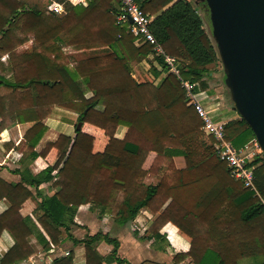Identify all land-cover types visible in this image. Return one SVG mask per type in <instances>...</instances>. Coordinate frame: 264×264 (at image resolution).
<instances>
[{"label":"trees","instance_id":"trees-1","mask_svg":"<svg viewBox=\"0 0 264 264\" xmlns=\"http://www.w3.org/2000/svg\"><path fill=\"white\" fill-rule=\"evenodd\" d=\"M55 1L64 5V11L46 15L19 0H0V54H9L10 73L0 74V115L8 113L17 123H30L25 131L30 160L45 157L53 147L67 152L56 171L47 166L34 174L26 166L15 170L20 182L0 180V199L10 202L0 211V236L7 231L14 240L0 254V264L32 256L37 248L34 240L49 250L68 239L84 245L85 264H131L117 255V238L101 232L81 239L74 236L78 207L88 203L99 216L110 215L120 225L144 207L163 209L153 222L152 235L160 236V227L171 221L192 237L190 249L175 254V263L190 257L196 264H264V155L253 162L256 194L219 158L213 136L201 129L202 120L186 94L185 81L196 92L207 88V65L220 59L214 39L203 27L200 4L139 0L152 17L150 28L164 50L157 53L148 41H137L128 20L117 19L118 0ZM27 33L34 34L33 49L16 53ZM59 43L79 50H109L63 63L58 54L49 53L57 52ZM150 54L156 62L151 67L155 80L139 81L133 65ZM165 54L176 58L179 72L161 78L168 69ZM56 106L78 113L76 133L80 122L102 128L110 136L105 153L88 152L68 134L36 151L48 129L45 120ZM229 118L227 137L235 147L255 137L243 118ZM119 127L127 128L122 138L116 136ZM82 141L97 148L89 134ZM152 151L156 156L146 170L143 165ZM175 156L184 158L183 168L176 166ZM148 172L159 178L157 183L143 181ZM26 184L40 195L35 209L38 222L21 212L33 195ZM42 184H51L55 191L44 193ZM102 239L113 245L106 257L96 249ZM47 264H76L75 256L71 251L59 254Z\"/></svg>","mask_w":264,"mask_h":264},{"label":"crops","instance_id":"crops-1","mask_svg":"<svg viewBox=\"0 0 264 264\" xmlns=\"http://www.w3.org/2000/svg\"><path fill=\"white\" fill-rule=\"evenodd\" d=\"M72 1L74 4L79 2L86 3L85 0ZM229 116L235 117L233 113H230ZM74 118L76 120H73ZM77 118L78 113L74 112L72 109L65 107L54 108L52 115L45 120L48 124V129L35 147V150L40 152L49 141H55L61 134H68L74 137L75 142L88 152L92 154L105 153L110 136L107 135L102 128L88 122H84L80 130L76 133L74 131V121L76 123ZM29 125L30 123H17L7 117L6 114L0 116V180L9 184L18 183L21 180L20 174L15 170L23 169L28 166L32 173L37 174L47 166H52L54 171H56L67 155L65 150L53 147L45 157L38 156L30 160V151L28 154L26 153V149L29 148L25 138V131ZM126 130V127H119L116 136L122 138ZM84 134H89L93 137V140L97 144V148L91 149L83 143L82 136ZM155 156L156 152L152 151L149 153L143 165L144 169L148 170L150 168ZM177 158H182V156L174 157V159ZM176 166L178 168H183L184 163L182 166H178L177 164ZM158 180L159 178L154 173L148 172L143 181L147 184H151L157 183ZM26 186L32 191L33 195L23 203L21 212L24 215L30 214L37 221L35 209L40 201V195L36 193L34 187L27 184ZM40 187H42L44 193L47 194H52L55 191L51 184H42ZM9 206L10 202L6 197L0 199V211ZM162 210L163 209H160L158 212H154L144 207L134 219L126 224L120 225L116 222L114 217L110 215H105L103 217L95 216L91 213V205L89 203L83 204L78 207L75 221L77 222L76 225L81 223V225L87 226L88 231L85 232L86 234H84V236H79L77 235V230L80 229V226H78L77 229H72V233L79 239L98 232L117 238L119 241L117 255L120 258L126 259L131 264H196L190 257L176 263L174 262L173 259L176 253L187 252L190 249L192 237L173 222L168 221L160 227V236L152 235L153 222ZM113 226L115 231H111ZM68 241H71L70 246H66ZM13 243L14 240L11 235L7 231H4L0 236V254L8 250ZM34 243L36 247L39 248V252L41 249L44 250H41V252H44H42L44 255H46V252H51L56 246L52 244L51 248L46 250L40 248L41 245H39L36 240H34ZM61 245L64 246L60 251L61 254H65L66 251H71L75 256L76 264H85V247L82 243H74L72 239H68ZM112 248L113 245L103 239L96 243L97 251L104 257L111 252ZM44 255L42 257H45ZM30 257L13 264H36L30 261ZM47 263H49V261ZM104 264L126 263L108 261L104 262Z\"/></svg>","mask_w":264,"mask_h":264},{"label":"water","instance_id":"water-1","mask_svg":"<svg viewBox=\"0 0 264 264\" xmlns=\"http://www.w3.org/2000/svg\"><path fill=\"white\" fill-rule=\"evenodd\" d=\"M201 1L210 10L234 108L264 153V0Z\"/></svg>","mask_w":264,"mask_h":264},{"label":"rangeland","instance_id":"rangeland-1","mask_svg":"<svg viewBox=\"0 0 264 264\" xmlns=\"http://www.w3.org/2000/svg\"><path fill=\"white\" fill-rule=\"evenodd\" d=\"M19 1L24 3L26 8L35 7V8L40 9L41 11H43L47 15V14H50L52 12L49 9V6H50L51 2H53L54 0H19ZM70 1L73 3L72 0H70ZM188 1L193 6L199 5L198 3L195 2V0H188ZM79 3H83V2H79ZM197 8H198V11H199L202 19H203V27H204L205 31L207 32V34L211 38H213V36H212V24H211V19H210V10H209L208 6L206 4H200L199 6H197ZM64 9H65V7H64ZM16 32L19 35L24 36L23 35L24 33L21 29H18ZM26 37H27L26 41H24L22 44H20L19 46H17L15 48L16 53H27L33 49L34 34L33 33H27ZM108 50H109V48H107V47L96 48V49H91V50H79V49L75 48L74 46H68V45H65L64 43H61L60 48L57 49V52H49V53L52 56H54L55 54H58V61H60V62L73 63L74 60L86 57L89 54L106 52ZM8 63H9V54L8 53L0 54V74L1 75L8 76L10 74L7 70ZM153 64L156 65V62L153 61V55L150 54L149 57L146 58L145 60H143L141 63H139L137 65H133L132 70H133V73H134V76L136 77V79L139 81H154L155 78L151 72V67L153 66ZM207 68H208V70H210V74H208L204 77V80L207 83V88H205V90H203L201 92L203 93L202 94L203 96H206V99H205L206 107L211 112V115L213 117H215L216 119L224 120V121H227L230 119L229 118L230 113H233V115H235V116L236 115L239 116V114L236 112V110L234 108L229 88L227 87V85L224 81L225 71H224L221 59L217 60L214 63L208 64ZM167 73H169L168 69L163 71L161 78ZM56 107H61V106H56ZM56 107H54V108H56ZM70 111H67V112L71 113ZM4 114H6V116L9 117L11 120H14L8 115V113H4ZM0 116H2V115H0ZM73 120H76V119L74 118ZM74 124H75V121H74ZM119 131H120V129H119ZM204 139H206L209 142V139L207 138L206 135L204 136ZM29 151H30L29 149H26L27 154L29 153ZM174 160H176L175 163L178 166H182L183 163L185 165V160L183 157L177 158ZM91 213L94 214L95 216H99L97 210H95L94 208H92ZM78 226H80V229L77 230V235L84 236V234H86L85 232L88 231L87 226L81 225V223H79V225H75V226H73V228L77 229ZM111 231H115L114 226L111 229ZM70 244H71V241H68L66 246H70ZM40 248H42V247L40 246ZM63 248H64V246H62L61 244L56 245L54 247V249L51 250V252H48V253L46 252V255L43 254L44 253L43 249H41V250H43L42 251L43 253H42L41 250L39 252V250H38L39 248H36V252L30 257V259H31L30 261L35 262L36 264H45L48 261L50 262V260H52L53 256L55 257L56 255L61 254L60 251ZM43 255L45 257H42Z\"/></svg>","mask_w":264,"mask_h":264},{"label":"built area","instance_id":"built-area-1","mask_svg":"<svg viewBox=\"0 0 264 264\" xmlns=\"http://www.w3.org/2000/svg\"><path fill=\"white\" fill-rule=\"evenodd\" d=\"M118 1L121 4V10L117 16V19L119 21H129V30L134 36H136L137 41H148L157 53H164L161 44L157 41L150 28L152 17L149 13L145 12L141 8L140 1ZM49 9L52 12L62 13L64 11V6L60 2L53 1L51 2ZM129 19H131V21ZM165 59L168 64V71L178 73L179 70L176 58L165 54ZM184 85L187 89L186 94L189 104L194 106L202 120L201 129L204 133L212 135L214 138V147L219 158L227 163L230 173L233 177L241 180L244 184V187L253 189L256 191V194H258L254 184V171L257 164L253 162L255 159L262 157L264 153L259 146L257 139L254 137L243 146L235 147L227 137L225 127L226 121L213 117L211 112L206 107V96H203L202 92L194 91L193 85L188 81H185ZM68 253V251L65 252V254Z\"/></svg>","mask_w":264,"mask_h":264},{"label":"flooded vegetation","instance_id":"flooded-vegetation-1","mask_svg":"<svg viewBox=\"0 0 264 264\" xmlns=\"http://www.w3.org/2000/svg\"><path fill=\"white\" fill-rule=\"evenodd\" d=\"M195 2L198 4H206L205 1H201V0H195Z\"/></svg>","mask_w":264,"mask_h":264}]
</instances>
